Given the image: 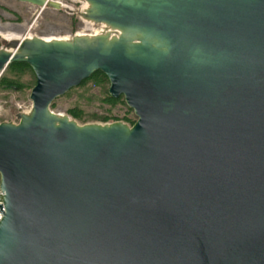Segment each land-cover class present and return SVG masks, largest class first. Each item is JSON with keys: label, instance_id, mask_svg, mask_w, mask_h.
<instances>
[{"label": "water", "instance_id": "obj_1", "mask_svg": "<svg viewBox=\"0 0 264 264\" xmlns=\"http://www.w3.org/2000/svg\"><path fill=\"white\" fill-rule=\"evenodd\" d=\"M84 1L119 34L3 37L0 264H264V0ZM97 69L132 124L51 109Z\"/></svg>", "mask_w": 264, "mask_h": 264}, {"label": "rangeland", "instance_id": "obj_2", "mask_svg": "<svg viewBox=\"0 0 264 264\" xmlns=\"http://www.w3.org/2000/svg\"><path fill=\"white\" fill-rule=\"evenodd\" d=\"M55 1L58 6L46 5L41 8L37 4L22 0H0V47L4 44L2 34H10L11 38L34 35L46 38H70L84 24L92 25L90 21H85V18L81 16V11L87 6L84 0ZM93 26L99 27L100 25L93 24ZM24 77L26 80L30 78L28 75ZM30 89V87H25L22 90H0V121L17 122L18 112L29 111L32 104L29 98ZM102 91L103 86L94 85L91 82L83 86H75L68 92L57 96L54 99L55 106L51 109L69 115L78 123H103V121L90 118L82 121L72 117L67 109L74 105L81 107L87 116L92 113L105 114L109 112L128 124H130L128 121L122 119L124 115L136 119L133 110L128 111L126 104L111 105L104 101Z\"/></svg>", "mask_w": 264, "mask_h": 264}, {"label": "trees", "instance_id": "obj_3", "mask_svg": "<svg viewBox=\"0 0 264 264\" xmlns=\"http://www.w3.org/2000/svg\"><path fill=\"white\" fill-rule=\"evenodd\" d=\"M25 75H28L30 78L26 80L24 77ZM88 82H91L94 85L103 86L102 92L104 95L102 99L108 102L109 104L111 105H115L117 103L126 104L123 99V95H120L118 97H113L108 93L107 88L109 85V80L105 75V73H103L100 69L95 70L90 76L84 78L77 86H83ZM34 83H35V76L33 70L26 61L9 62L3 73L0 75V90H22L25 87L31 88ZM54 106H55V101L53 100L50 103V107L52 108ZM127 107H128V111L132 110V108H130L129 106ZM67 111L70 115H72V117L76 119H80L82 121H86L88 120V118L98 119L103 122L119 119L118 117L113 116L109 112L105 114L92 113L90 116H87L84 110L78 105L69 107ZM122 119L128 121L130 124H132L135 121V118H130L127 115H124Z\"/></svg>", "mask_w": 264, "mask_h": 264}, {"label": "built area", "instance_id": "obj_4", "mask_svg": "<svg viewBox=\"0 0 264 264\" xmlns=\"http://www.w3.org/2000/svg\"><path fill=\"white\" fill-rule=\"evenodd\" d=\"M85 21H90L92 25H88L87 23L83 25L80 29H77L73 35H82V34H87V35H94L98 33H108L109 36H117L119 34V30L117 28H112L109 25L105 24L104 22H93L91 20L84 19ZM95 25H100L99 27L93 26ZM72 37V36H70ZM2 209H3V191L0 188V218L2 216Z\"/></svg>", "mask_w": 264, "mask_h": 264}, {"label": "bare ground", "instance_id": "obj_5", "mask_svg": "<svg viewBox=\"0 0 264 264\" xmlns=\"http://www.w3.org/2000/svg\"><path fill=\"white\" fill-rule=\"evenodd\" d=\"M60 6H62V5H60ZM2 37L10 38V37H12V35H10V34H2Z\"/></svg>", "mask_w": 264, "mask_h": 264}]
</instances>
